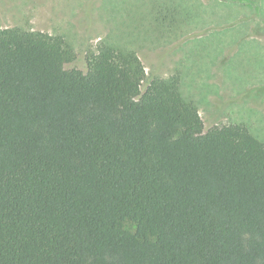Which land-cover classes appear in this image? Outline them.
<instances>
[{
  "label": "trees",
  "instance_id": "trees-1",
  "mask_svg": "<svg viewBox=\"0 0 264 264\" xmlns=\"http://www.w3.org/2000/svg\"><path fill=\"white\" fill-rule=\"evenodd\" d=\"M73 59L0 29V264H264V143L132 51Z\"/></svg>",
  "mask_w": 264,
  "mask_h": 264
},
{
  "label": "rangeland",
  "instance_id": "rangeland-1",
  "mask_svg": "<svg viewBox=\"0 0 264 264\" xmlns=\"http://www.w3.org/2000/svg\"><path fill=\"white\" fill-rule=\"evenodd\" d=\"M62 38L87 70L101 44L134 52L143 92L152 79L180 78L204 131L245 126L264 143V0H0V29Z\"/></svg>",
  "mask_w": 264,
  "mask_h": 264
}]
</instances>
